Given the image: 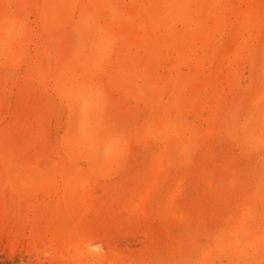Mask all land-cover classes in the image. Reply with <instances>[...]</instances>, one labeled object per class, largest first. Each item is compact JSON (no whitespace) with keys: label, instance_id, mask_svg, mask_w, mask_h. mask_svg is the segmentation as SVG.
Segmentation results:
<instances>
[{"label":"rangeland","instance_id":"obj_1","mask_svg":"<svg viewBox=\"0 0 264 264\" xmlns=\"http://www.w3.org/2000/svg\"><path fill=\"white\" fill-rule=\"evenodd\" d=\"M0 264H264V0H0Z\"/></svg>","mask_w":264,"mask_h":264},{"label":"bare ground","instance_id":"obj_2","mask_svg":"<svg viewBox=\"0 0 264 264\" xmlns=\"http://www.w3.org/2000/svg\"><path fill=\"white\" fill-rule=\"evenodd\" d=\"M155 2V1H154ZM156 3V2H155ZM167 8V7H166ZM169 9V8H168ZM165 11V10H164ZM165 19V18H164ZM173 20V19H172ZM249 22V21H248ZM169 23V22H168ZM172 29V28H171ZM167 35H169V34H166V36ZM248 37V36H247ZM9 44V43H8ZM103 44V43H102ZM237 45V44H236ZM49 47V46H48ZM127 70V69H126ZM84 90V89H83ZM251 99V98H250ZM86 111V110H85ZM189 116V115H188ZM187 116V117H188ZM184 154V153H183ZM107 162V161H106ZM70 182V181H69ZM93 182V181H92ZM91 183V182H90ZM89 183V184H90ZM66 187V186H65ZM85 187H86V185H85ZM74 196V195H73ZM263 204V203H262ZM85 205V204H84ZM81 207H82V205H81ZM86 207H88V206H86ZM90 207V206H89ZM167 209V208H166ZM91 214V213H90ZM97 216V215H96ZM236 218H238V217H236ZM245 219V218H244ZM247 220H248V218H247ZM247 220H245V221H247ZM94 223V222H93ZM235 243H237V242H235ZM240 244V243H239ZM76 245V244H75ZM74 245V246H75ZM199 245V244H198ZM207 245V244H206ZM241 245V244H240ZM152 246V245H151ZM236 246V245H235ZM77 247V246H76ZM240 247V246H239ZM243 247V246H242ZM75 248V247H74ZM244 249H245V247H243ZM85 250V249H84ZM86 251V250H85ZM178 251V250H177ZM81 252H82V250H81ZM58 253V252H57ZM88 253V252H87ZM176 253V252H175ZM178 253V252H177ZM59 254V253H58ZM83 257V256H82ZM95 259V258H94ZM150 259V258H149ZM236 262V261H235Z\"/></svg>","mask_w":264,"mask_h":264}]
</instances>
